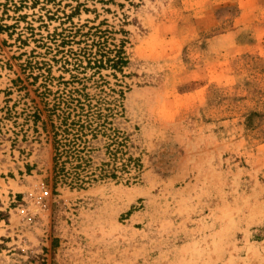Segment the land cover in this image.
Returning a JSON list of instances; mask_svg holds the SVG:
<instances>
[{
  "label": "rangeland",
  "instance_id": "rangeland-1",
  "mask_svg": "<svg viewBox=\"0 0 264 264\" xmlns=\"http://www.w3.org/2000/svg\"><path fill=\"white\" fill-rule=\"evenodd\" d=\"M69 105L141 166L55 179ZM0 264H264V0H0Z\"/></svg>",
  "mask_w": 264,
  "mask_h": 264
},
{
  "label": "trees",
  "instance_id": "trees-1",
  "mask_svg": "<svg viewBox=\"0 0 264 264\" xmlns=\"http://www.w3.org/2000/svg\"><path fill=\"white\" fill-rule=\"evenodd\" d=\"M76 107L69 105L67 110L59 115L60 122L53 124V174L55 179H61L78 187H85L90 180L96 179V172L86 174L89 168L96 163L93 156L96 150L102 151L95 144L103 134V158L100 164L99 176L105 178H118L120 172H126L132 167L141 166L140 159L130 152L128 138L113 125L111 114L103 113L98 117L84 114V107L80 112ZM74 112V113H73ZM255 113L252 114L254 116ZM252 117L249 118V120ZM92 135V139L88 135Z\"/></svg>",
  "mask_w": 264,
  "mask_h": 264
}]
</instances>
